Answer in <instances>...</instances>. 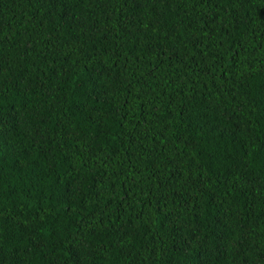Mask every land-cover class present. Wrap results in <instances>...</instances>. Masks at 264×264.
Here are the masks:
<instances>
[{"label":"trees","instance_id":"16d2710c","mask_svg":"<svg viewBox=\"0 0 264 264\" xmlns=\"http://www.w3.org/2000/svg\"><path fill=\"white\" fill-rule=\"evenodd\" d=\"M0 264H264V0H0Z\"/></svg>","mask_w":264,"mask_h":264}]
</instances>
